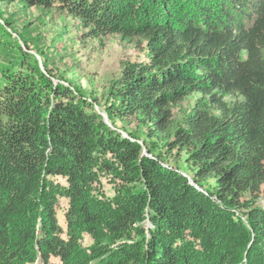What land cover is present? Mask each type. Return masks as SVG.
Returning a JSON list of instances; mask_svg holds the SVG:
<instances>
[{"label": "trees", "instance_id": "obj_1", "mask_svg": "<svg viewBox=\"0 0 264 264\" xmlns=\"http://www.w3.org/2000/svg\"><path fill=\"white\" fill-rule=\"evenodd\" d=\"M16 1L147 55L109 86L110 126L55 40L3 29L0 264H264V0Z\"/></svg>", "mask_w": 264, "mask_h": 264}, {"label": "rangeland", "instance_id": "obj_2", "mask_svg": "<svg viewBox=\"0 0 264 264\" xmlns=\"http://www.w3.org/2000/svg\"><path fill=\"white\" fill-rule=\"evenodd\" d=\"M54 13L47 15V11L40 7H27L16 0H0V39H4L5 35L1 32L5 29L9 39L19 42L18 34L22 32V26H28L33 39L29 43L39 39L40 44H49L51 40H55L56 46L49 52L53 56L50 63L57 68L54 72L57 78L70 79L75 85L83 88L86 95L96 99L97 102L92 101L95 111L110 125L106 106L114 100L108 97L109 86L121 76L125 65L146 59L145 44H142L139 38H126L118 34L101 40H80L83 31L74 38L79 29L75 26L76 23H73V18L65 13ZM4 20L10 21L12 28ZM194 97L188 98L177 111L181 114L187 112ZM117 125L121 128L125 123L117 120ZM126 125L133 127L136 122ZM139 143L141 144L140 141ZM169 160L165 165L174 163ZM189 182L195 184L191 178Z\"/></svg>", "mask_w": 264, "mask_h": 264}]
</instances>
